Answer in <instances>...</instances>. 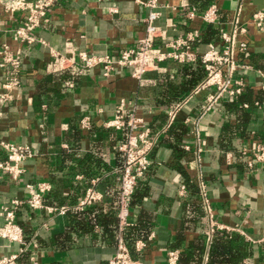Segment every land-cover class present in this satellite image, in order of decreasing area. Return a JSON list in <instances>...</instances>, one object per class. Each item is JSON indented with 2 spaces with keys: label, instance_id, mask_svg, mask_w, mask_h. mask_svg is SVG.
I'll return each instance as SVG.
<instances>
[{
  "label": "crops",
  "instance_id": "crops-1",
  "mask_svg": "<svg viewBox=\"0 0 264 264\" xmlns=\"http://www.w3.org/2000/svg\"><path fill=\"white\" fill-rule=\"evenodd\" d=\"M214 4L218 21L206 24L201 16ZM158 11L162 46L199 31L193 50L202 54L209 45L222 49V35L236 30L243 93L224 96L204 113L212 90L193 94L189 83L190 71L202 70L204 78L200 61L167 60L141 80L127 68L105 77L101 67H82L80 51L117 59L137 47L149 12L138 0H61L31 43L16 37L20 21L0 8V49L21 61L20 79L10 88L12 72L0 67V141L34 153L18 182L7 175L0 182V226L3 208L23 202L16 221L30 251L24 257L20 244L0 238V255L17 256V264H107L121 233L144 264H168L169 251H178L176 264H264L263 245L255 242L264 237V159L256 157L257 146H264V28L252 22L264 12V0H159ZM241 42L246 51L238 49ZM68 43L74 65L51 73L48 66L55 54H66ZM187 96L168 125V110ZM122 101L159 136L131 201L130 226L120 232L119 146L127 131L105 123ZM85 117L88 128L81 126ZM42 183L49 185L45 208L33 210L27 186ZM89 188L101 199L76 209ZM62 207L67 212L49 210ZM137 242L145 244L140 251Z\"/></svg>",
  "mask_w": 264,
  "mask_h": 264
},
{
  "label": "built area",
  "instance_id": "built-area-1",
  "mask_svg": "<svg viewBox=\"0 0 264 264\" xmlns=\"http://www.w3.org/2000/svg\"><path fill=\"white\" fill-rule=\"evenodd\" d=\"M148 9L145 18V36L140 40L136 48L124 50L121 55L114 59L111 56H95L85 51L78 53V59L82 67L93 69L101 67L105 77H110L120 69H130L132 76L138 80L159 68L162 62L173 60L181 64L195 63L200 61L205 76L193 90L197 94L203 90H212L208 95L204 113L208 112L219 100L228 95L237 97L244 91L245 85L242 79L236 77V72L243 67L236 58L237 34L236 30L231 33H224L222 39L224 46L222 49L214 45H209L207 51L199 54L193 50V43L200 37L199 31L188 33L185 37L164 42L163 46L157 42L166 40L165 32L157 25L160 16L159 0H138ZM61 0H0V8L14 20H19L21 25L15 30L16 37L21 42L31 43L34 41L32 32L43 26L47 21L49 10L60 3ZM196 14L190 13L189 18H194ZM206 24H215L219 18L217 5H211L201 16ZM260 30L264 28V12H257L252 18ZM242 31H245L242 28ZM240 51L247 50V44H239ZM73 52L71 43L67 44L66 54H55V59L48 66L51 73H58L68 69L75 63V58L69 56ZM73 54V53H72ZM0 67L10 68L12 74L10 81L5 87L10 88L16 85L20 79L21 61L19 57H14L8 48L0 49ZM264 90V86H263ZM189 96L184 97L168 110V125L174 123L178 113L187 103ZM81 126H90L89 117L81 120ZM107 128L116 130H126L127 139L119 146V150L124 155L123 164L120 167L121 192L118 209L119 230L124 231L130 226L129 213L130 205L138 185L139 180L148 172L151 162L150 153L157 143L159 133L153 134L152 130L146 126L144 120L138 116L130 115L126 108V103L122 101L116 106L114 117L105 123ZM257 160L264 159V146H257ZM34 156L31 148L25 144H16L10 141H0V182L4 175L12 181L18 182L25 172V162ZM29 197L26 204L33 210L45 208L44 193L49 190V185L39 184L38 189L33 185L27 186ZM184 190V186L182 187ZM101 199V195L93 188L86 191L85 196L75 206L78 210L94 204ZM23 202L13 200L11 206L4 207L1 214L4 217V224L0 226V238L10 243H17L21 246V252H29L28 244L23 228L16 221L17 208ZM51 212H67L66 207L49 208ZM118 246L115 255L107 264H144L140 259L134 258L122 237L118 235ZM263 245L264 237L255 241ZM145 246L144 242H137V250L140 251ZM17 256L0 255V264H17ZM168 264H176L178 261V251L168 252Z\"/></svg>",
  "mask_w": 264,
  "mask_h": 264
},
{
  "label": "trees",
  "instance_id": "trees-1",
  "mask_svg": "<svg viewBox=\"0 0 264 264\" xmlns=\"http://www.w3.org/2000/svg\"><path fill=\"white\" fill-rule=\"evenodd\" d=\"M199 41V38L193 43V47H194V45L197 43ZM203 67V66H202ZM188 69V68H187ZM190 74H191V81L189 82L190 83V86H191V91L193 90V89H195V87L199 84V82H200V80H201V78L203 77V72H202V70L200 71V73H198V75L194 72V71H190ZM205 76V75H204ZM181 99H183L182 97L181 98H178V100H181ZM136 190V189H135ZM135 193V192H134ZM128 228V227H127ZM126 228V229H127ZM124 240H125V238H124ZM125 242L127 243V241L125 240ZM127 245H128V243H127ZM128 247H129V245H128ZM130 248V247H129ZM130 251H131V249H130ZM23 256L24 257H26L27 256V254L25 255L24 253H23ZM24 264H26L25 262H24Z\"/></svg>",
  "mask_w": 264,
  "mask_h": 264
}]
</instances>
